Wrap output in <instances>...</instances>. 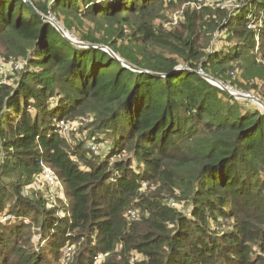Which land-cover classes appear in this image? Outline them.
I'll return each instance as SVG.
<instances>
[{"label": "trees", "instance_id": "16d2710c", "mask_svg": "<svg viewBox=\"0 0 264 264\" xmlns=\"http://www.w3.org/2000/svg\"><path fill=\"white\" fill-rule=\"evenodd\" d=\"M31 2L140 71L0 0L1 56L24 64L0 83V264H264V112L199 73L226 85L238 61L261 69L264 0L205 20L232 43L206 53L196 10L156 24L165 0ZM76 120L91 122L85 141L62 132ZM41 161L68 200L57 208L24 192Z\"/></svg>", "mask_w": 264, "mask_h": 264}, {"label": "rangeland", "instance_id": "374dc122", "mask_svg": "<svg viewBox=\"0 0 264 264\" xmlns=\"http://www.w3.org/2000/svg\"><path fill=\"white\" fill-rule=\"evenodd\" d=\"M41 3H48L50 0H37ZM248 0H165V11L159 19L156 20V24L159 26H162L163 28L167 30H174L175 28H182V23L186 22V16L185 12L189 10L190 12L192 10H196L197 13L201 16V25L197 26V31L199 32V42L202 46V49L204 52H212L219 50L220 52H228L229 48L231 47V40L229 39V35L227 31H223L219 28H216L214 30L211 29L210 25H207V23H204L205 20H212V19H219L216 17L215 14H218L222 16L226 12L231 13V15L236 16V14L239 13V6L243 5ZM260 15H264V11L261 10ZM52 17V16H51ZM54 19V17H53ZM54 21L57 24H61L57 22L55 19ZM211 24V22H210ZM62 25V24H61ZM85 29H89V27H92L93 24H90L89 22L85 23ZM65 30V29H64ZM69 35L73 36L74 38L79 39L78 36L72 35L69 33ZM259 42V39L256 37V43ZM80 46V45H78ZM168 55V54H167ZM170 57H175L174 55H168ZM0 58L5 61V59L1 56ZM13 62L20 61L23 64V60H12ZM182 65V64H181ZM259 71H254L253 73H250L244 66V63L241 61H238L234 64L233 72L230 74V78L227 81V84L229 86V90L233 93H247L251 96L255 97L258 102H260L263 107L257 103L255 100H248L251 102V104L260 106V109L264 112V64L262 63L260 65ZM260 74H263L262 76H259ZM13 77V75H11ZM219 81V80H217ZM13 82V80H11ZM221 82V81H220ZM222 83V82H221ZM225 85V84H224ZM91 125V122L86 120H76L68 124V127L66 131V134L70 133V136L75 135L77 139H81L82 141H85L87 132H85V129L87 128L89 130V126ZM70 131V132H69ZM68 136V135H67ZM77 141V140H76ZM92 141H87L88 144H94L91 143ZM97 146V145H96ZM99 146V148H98ZM98 154H103V147L101 145H98ZM91 149H93L91 147ZM63 188L62 184L60 186ZM25 194L32 198L42 197L47 200L48 207L57 208L61 206L60 202L67 203L68 200L65 197L64 192L60 194H54V198H51L53 195L51 190L45 185L42 184L40 186L35 185L34 183L26 187L24 190ZM32 236H31V243L35 246V248H39L44 245L45 241H42V236L39 232L38 226H33L31 228ZM64 252H66V249H63ZM72 251H70L67 256L71 254Z\"/></svg>", "mask_w": 264, "mask_h": 264}, {"label": "built area", "instance_id": "2783aa9c", "mask_svg": "<svg viewBox=\"0 0 264 264\" xmlns=\"http://www.w3.org/2000/svg\"><path fill=\"white\" fill-rule=\"evenodd\" d=\"M257 39H259V37H257ZM22 62L20 61H4L3 59L0 58V83H4V84H9L11 83V75H13V73L17 70H20L22 68ZM201 74L203 73L201 70L199 71ZM225 87L229 88L228 85H225ZM235 97V96H234ZM236 98V97H235ZM239 99V98H238ZM247 100V99H245ZM69 123H66L65 121H61L60 122V127L62 128V132L66 133L67 128ZM98 146V145H97ZM96 144H92V148L94 151H97ZM41 165L43 166V171L36 177L34 184L37 186H40L42 184H45L52 192V196L50 198V200L52 198H54V194H60L63 192V188H61V183L57 180L54 171L47 166L43 161H41ZM52 201V200H51ZM174 205V203H173ZM132 215L134 216L135 214L132 213ZM72 250V248L70 246L66 247V252L67 254L70 253V251ZM106 255L105 254H99L96 259L98 261L104 259Z\"/></svg>", "mask_w": 264, "mask_h": 264}, {"label": "water", "instance_id": "95a60500", "mask_svg": "<svg viewBox=\"0 0 264 264\" xmlns=\"http://www.w3.org/2000/svg\"><path fill=\"white\" fill-rule=\"evenodd\" d=\"M24 1L26 2L27 6H29L31 8V10L35 14L40 15L45 21H48L51 24H53L57 28V30L63 36H65L67 39H69L71 42L75 43L76 45H80L81 47H84V48L95 47V48L103 49V50L107 51L108 53H110L113 57H115L116 59H118L119 61H121L125 66H127L129 68H132V69H134L136 71H140L138 68L129 65L127 62H125L123 59H121L109 47H107L105 45H92V44H88V43H85V42H83L81 40H78V39L74 38L73 36L69 35V32L67 30H64V28H63V26L61 24H57L54 21L53 17L40 14L39 11L37 10V8L34 6V4L31 2V0H24ZM142 72L144 73V72H147V71L146 70H143ZM201 75L204 78H206L207 80H209L211 83L219 86L220 88H222L225 91H227L228 93H230L232 96H235L236 98H239V99H247V100H253V101L255 100L257 103H259L263 107V105L260 102H258V100L255 97L251 96L250 94H247V93H237V94L236 93H233L227 87H225V85L223 83H221L220 81H217V80L213 79L212 77H210V76H208V75H206L204 73H202Z\"/></svg>", "mask_w": 264, "mask_h": 264}]
</instances>
